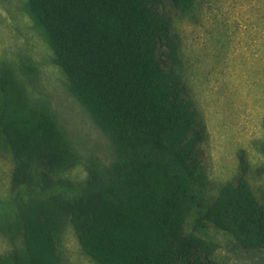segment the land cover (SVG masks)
Masks as SVG:
<instances>
[{"label": "trees", "instance_id": "trees-1", "mask_svg": "<svg viewBox=\"0 0 264 264\" xmlns=\"http://www.w3.org/2000/svg\"><path fill=\"white\" fill-rule=\"evenodd\" d=\"M194 4L26 0L33 27L108 150L103 158L87 155V179L72 195L56 190L63 186L56 177L82 160L79 150L46 107L30 103L10 79L4 83L1 124L17 164L13 187L29 190L26 202L17 201L27 248L22 264H68L56 248L66 222L96 264H226L214 256L215 241L186 231L194 210L230 233L245 259L264 264V197L244 172L207 205L199 202L207 131L187 89L176 29Z\"/></svg>", "mask_w": 264, "mask_h": 264}, {"label": "rangeland", "instance_id": "rangeland-1", "mask_svg": "<svg viewBox=\"0 0 264 264\" xmlns=\"http://www.w3.org/2000/svg\"><path fill=\"white\" fill-rule=\"evenodd\" d=\"M25 3L0 0V264L25 261L27 248L17 201L26 202L29 196L25 185L13 187L17 164L1 124L7 108L4 83L10 79L30 103L46 107L79 150L82 160L56 177L63 185L56 190L68 192L76 182H85L87 155L103 158L108 150L102 131L68 90V80L33 27ZM176 29L187 89L207 131L201 147L200 204L211 202L220 186L235 182L242 172L255 195L263 198L264 0H195L190 12L178 17ZM197 212L187 218L186 231L195 230L215 241L216 259L253 264L232 248L230 233L217 231L199 219ZM56 248L68 264H96L83 252L70 222L57 237Z\"/></svg>", "mask_w": 264, "mask_h": 264}]
</instances>
